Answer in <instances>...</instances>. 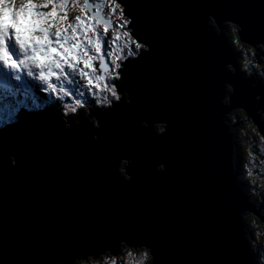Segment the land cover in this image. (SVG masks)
I'll use <instances>...</instances> for the list:
<instances>
[{"label": "snow or ice", "instance_id": "snow-or-ice-1", "mask_svg": "<svg viewBox=\"0 0 264 264\" xmlns=\"http://www.w3.org/2000/svg\"><path fill=\"white\" fill-rule=\"evenodd\" d=\"M3 3L10 13L8 22L3 19L6 26L0 27V131L11 135H5L0 142V177L7 181L10 174H15L18 157L22 159L31 147V137L24 131L21 113L29 117L57 116L58 132L64 137L83 133L88 147L104 154L108 170L121 186L136 183L135 173L141 165L153 176H168L170 158L161 154L143 155L136 142L140 138L155 141L166 137L175 123L170 108L145 99L148 75L156 87L173 83L180 75L179 57L172 51L174 36L168 33V49L162 39L169 25L150 19L144 12L159 6L129 0H3ZM69 3L78 8V14L70 15ZM187 7L198 9L196 27L200 34L220 44L227 53L226 59L210 66L212 103L220 112V123L227 132L249 117L255 122L244 105L251 104L253 109L258 106L264 111V3ZM224 8L231 11H221ZM39 16L51 18L53 26L48 30V38L57 51L63 52V49L56 41L64 43L67 36L72 37L67 45H76L78 53L75 62L72 59L67 63L61 61V68L53 69L55 74L46 79L39 77L34 65L25 66L24 58L30 52L27 46L22 51L17 43L21 18L32 22ZM57 21L63 25L59 36L53 35ZM245 31H255L253 42L242 38L241 33ZM244 45L251 46L248 55L257 59L256 65L246 60L241 68L236 62L239 48ZM97 59L99 74L94 68ZM77 75L80 82L75 78ZM237 89L245 97L243 102ZM37 93L43 95L38 97ZM21 95L27 101L23 105L18 103ZM38 99H44L49 106L59 101V105L30 109L28 103L35 104ZM90 105L89 115L94 119L88 123L82 109ZM238 108L243 109L242 118L227 115ZM76 120L81 123H75ZM117 120L128 130L131 138L128 144L109 139L108 123ZM154 124L158 125L155 129ZM260 131L264 132V128ZM234 147L238 152V146ZM9 157L13 158L11 162ZM244 167L247 169L248 165ZM229 184L244 203L233 208L238 227L237 249L232 259L220 264H264V245L255 242L245 223L247 215L253 211L247 203L252 200L255 186H250L243 176L238 179L234 175L229 176ZM84 203L91 206L88 200ZM121 220L120 224L91 234L87 239L60 237L43 245L31 233L21 236L5 224L0 228V264H131V261L135 264H185L172 258L173 229L182 221L178 210L173 212L165 204L153 203L130 212Z\"/></svg>", "mask_w": 264, "mask_h": 264}, {"label": "water", "instance_id": "water-1", "mask_svg": "<svg viewBox=\"0 0 264 264\" xmlns=\"http://www.w3.org/2000/svg\"><path fill=\"white\" fill-rule=\"evenodd\" d=\"M129 2L159 6L144 12L150 19L169 25L162 37L166 49L170 43L168 33L175 40L172 51L179 57L180 75L175 82L160 87L154 86L148 75L145 90L148 102L174 112V126L166 137L136 141L143 155L168 156L170 174L153 176L141 165L135 173L136 183L121 186L108 170L104 154L89 148L83 133L64 137L58 132L57 116L29 117L21 113L31 147L22 159L18 157L15 174H10L7 181L0 177V228L6 224L21 236L31 233L41 245L60 237L81 240L120 224L130 212L162 203L182 216L181 224L173 229L172 258L185 264H220L232 259L237 249L238 227L233 208L244 203L229 184V176H236L238 161V157L234 158V131L226 132L220 123V112L212 103L210 66L226 59L227 53L220 44L200 34L196 27L198 9L187 6L243 2L259 5L264 0ZM255 35V31L241 33L249 42L255 40ZM237 91L243 102L244 95ZM244 106L255 122L248 119L264 136L259 117L264 111L258 106L253 109L251 104ZM83 118L91 123L89 114ZM107 127L109 139L116 138L122 144L130 142L128 130L119 120L109 122ZM5 135L11 133L0 131V142ZM12 159L9 157V162ZM86 200L91 206L84 203ZM247 206L264 223L260 207L252 200Z\"/></svg>", "mask_w": 264, "mask_h": 264}, {"label": "rangeland", "instance_id": "rangeland-1", "mask_svg": "<svg viewBox=\"0 0 264 264\" xmlns=\"http://www.w3.org/2000/svg\"><path fill=\"white\" fill-rule=\"evenodd\" d=\"M67 7H68L70 15L78 14V8L76 6H73L71 3H69L67 5ZM30 26H31L30 19L21 18V24L18 27V30H22L21 32H24V34L27 35V29ZM111 31H112V29L109 30V34L111 33ZM106 51H107V49H105V52ZM239 51H240V55L237 57V59H240L241 68H243V65H244L246 60H250V62H253L252 57L250 55H248L249 50L244 49V48H239ZM97 65H99L98 59L94 62V68H95L97 74H99V69H98ZM75 78L78 82H80V78L78 75ZM28 95H31V93H28ZM42 95L43 94L37 93L38 97H40ZM26 102H27L26 97L21 95L19 97L18 103L23 105ZM44 105H47V102L44 99H38L35 104L28 103V107L30 109H33V110L41 109L44 107ZM56 105L57 106L59 105V101H57ZM88 108L91 111V105L89 107L82 109L83 116H88V114H89ZM234 110H235L234 113L240 116L239 111L241 109L238 108V109H234ZM89 119L92 122V120L94 118L91 117ZM157 127H158V125L155 124L154 129ZM236 127L237 128L234 131V133H235L234 142H235V146H237V144H238V146H240L241 151H242V155H241V157L238 158V161H237L236 160L237 150L235 148L234 158L236 160V164H235L236 165L235 166L236 177L239 179L241 176H243L250 186L251 185L255 186L252 201L256 207H260L261 214H262V216H264V207H261L262 202H264V158H263V156H264V142L259 141V139L257 138L256 143L259 145V148L261 149L260 153H262V155L258 157L256 155L252 154V152L250 151V148H249V145L252 142V140H251L252 137L249 136V135H251V133H253L252 128H250L249 126H246L245 124L244 125L241 124L240 126H236ZM238 136L241 139L240 142L237 141ZM249 153L251 155H249ZM245 164L248 165L247 169H245V167H244ZM245 223L247 225V229L252 232L253 239L255 240V242L258 245H264V223L260 221V219L257 217V215H253V213H249L247 215ZM257 251L259 252V251H261V249L258 247ZM131 264H135V261H131Z\"/></svg>", "mask_w": 264, "mask_h": 264}, {"label": "clouds", "instance_id": "clouds-1", "mask_svg": "<svg viewBox=\"0 0 264 264\" xmlns=\"http://www.w3.org/2000/svg\"><path fill=\"white\" fill-rule=\"evenodd\" d=\"M30 12V8H29ZM10 9L4 5L3 0H0V27H5L3 19L8 16ZM57 23L56 31L53 35L59 36L63 25ZM53 26L52 20L48 16L35 17L31 26L27 29V35L24 32L18 30L17 43L20 49L23 51L27 46L30 55H26L25 66L34 65L39 70V77L46 79L49 76L54 75L53 69L61 68V61L67 63L69 59L76 61L78 55L76 45H67V41L72 37H65L64 43L58 39L56 44L59 48L63 49V52L57 51V47L52 46V42L48 38V30ZM38 32L39 34H34ZM75 33L73 32V36ZM55 57H59L56 59Z\"/></svg>", "mask_w": 264, "mask_h": 264}, {"label": "flooded vegetation", "instance_id": "flooded-vegetation-1", "mask_svg": "<svg viewBox=\"0 0 264 264\" xmlns=\"http://www.w3.org/2000/svg\"><path fill=\"white\" fill-rule=\"evenodd\" d=\"M249 47H251V46L249 45ZM256 61H257V59H256ZM234 111H235V110H234ZM234 111H233L232 113H228V116H229V117H232L233 115H235V116H238V117H241V118L243 117L242 110L239 111L240 116L237 115V114H235ZM259 117H260L261 122L264 124V113H261ZM244 124H245L246 126H249L250 128H252L253 133H251V135H249V136H251L252 138H254V139H255V142H256L257 138L259 139V141H263V142H264V140H261V137H262L261 133L258 131L257 127H256V126H255V125H254L249 119L245 120V121L243 122L242 125H244ZM238 126H240V125H238ZM236 128H237L236 126L232 127L233 131H235ZM254 136H255V137H254ZM237 141H238V142L241 141V139H240L239 136H238ZM252 143H253V142H252ZM237 146H238V144H237ZM249 148L251 149V143H250V145H249ZM238 149H239V151L237 152L236 155H237V157L239 158V157H241V155H242V151H241L240 146H238ZM260 150H261V149H260ZM254 155H255V154H254Z\"/></svg>", "mask_w": 264, "mask_h": 264}, {"label": "trees", "instance_id": "trees-1", "mask_svg": "<svg viewBox=\"0 0 264 264\" xmlns=\"http://www.w3.org/2000/svg\"><path fill=\"white\" fill-rule=\"evenodd\" d=\"M89 14H90V12H89ZM240 48H244V49L249 50L251 47H249V45H244V46H241ZM252 61H253V62H251L252 65H256L257 64L256 58H253L252 57ZM237 62H239L238 64H240V59H237ZM97 67L99 69V65H97ZM47 106L48 107H57L56 104L55 105H50V106L47 105ZM242 113H243V111H242ZM251 140H252L253 143L251 142V149H250V151L252 152V154H255L258 157L261 156L262 153H260L259 145L255 142V139L254 138H251Z\"/></svg>", "mask_w": 264, "mask_h": 264}]
</instances>
